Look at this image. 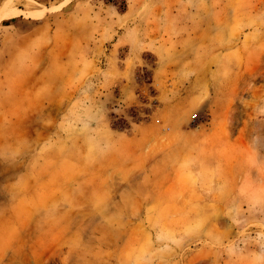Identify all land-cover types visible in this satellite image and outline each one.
<instances>
[{
	"label": "rangeland",
	"instance_id": "rangeland-1",
	"mask_svg": "<svg viewBox=\"0 0 264 264\" xmlns=\"http://www.w3.org/2000/svg\"><path fill=\"white\" fill-rule=\"evenodd\" d=\"M49 1L0 0V264H264V0Z\"/></svg>",
	"mask_w": 264,
	"mask_h": 264
},
{
	"label": "crops",
	"instance_id": "crops-1",
	"mask_svg": "<svg viewBox=\"0 0 264 264\" xmlns=\"http://www.w3.org/2000/svg\"><path fill=\"white\" fill-rule=\"evenodd\" d=\"M37 1V3L45 4V5H50L49 0H33ZM184 1V0H183ZM154 4L159 5L158 7V14L162 12V10L167 11V15L164 14L161 15L158 19V22H168V21H173V23H181L184 21L189 20V15L191 13L187 14L186 12H189V8H185L184 2H180L179 0H150V7ZM156 2V3H155ZM25 11H35V9H25V8H19ZM163 11V12H164ZM11 24L8 26H13L16 29H19L21 31H31L34 27L40 26L42 24L41 19H34L32 17H26L25 15L21 16L19 15L17 18L14 17V19H10ZM157 22V23H158ZM155 23V22H154ZM160 24V23H159ZM155 25V24H154ZM153 24L150 25V28L154 26ZM6 26V25H2ZM156 27V26H155ZM109 35V33H107ZM124 32L122 33H117L113 36V38L105 43L106 46V52L108 55H110L113 51V46L117 44L120 40L126 39L124 36ZM145 34V33H144ZM149 38H156L160 36V33H148ZM148 41V39H146ZM119 54L126 53L128 54L129 51L131 52V46L128 45L127 43H123L120 45L119 49Z\"/></svg>",
	"mask_w": 264,
	"mask_h": 264
},
{
	"label": "bare ground",
	"instance_id": "bare-ground-1",
	"mask_svg": "<svg viewBox=\"0 0 264 264\" xmlns=\"http://www.w3.org/2000/svg\"><path fill=\"white\" fill-rule=\"evenodd\" d=\"M5 18V15L3 12H0V21H2Z\"/></svg>",
	"mask_w": 264,
	"mask_h": 264
}]
</instances>
